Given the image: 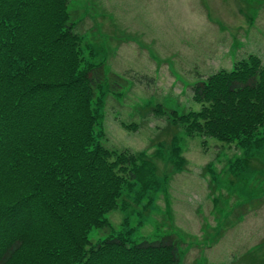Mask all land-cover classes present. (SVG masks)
<instances>
[{"label": "trees", "instance_id": "16d2710c", "mask_svg": "<svg viewBox=\"0 0 264 264\" xmlns=\"http://www.w3.org/2000/svg\"><path fill=\"white\" fill-rule=\"evenodd\" d=\"M69 1L0 0V264H179L173 233L142 234L168 182L169 170L154 162L165 143L156 154L105 145L104 101L118 82L105 61L83 58ZM194 91L200 109L169 113L182 125L168 147L174 164L184 136L235 145L239 161L264 144L259 56L200 79Z\"/></svg>", "mask_w": 264, "mask_h": 264}, {"label": "rangeland", "instance_id": "374dc122", "mask_svg": "<svg viewBox=\"0 0 264 264\" xmlns=\"http://www.w3.org/2000/svg\"><path fill=\"white\" fill-rule=\"evenodd\" d=\"M68 6L83 58L105 61L107 76L118 82V94L104 101L105 145L156 154L165 143L154 162L169 170L168 182L142 234L173 233L179 264H264V144L240 161L239 148L207 135L184 136L175 164L168 150L182 132L169 113L201 108L197 81L250 56L264 64V0H70ZM110 217L115 226L122 221L118 211Z\"/></svg>", "mask_w": 264, "mask_h": 264}]
</instances>
